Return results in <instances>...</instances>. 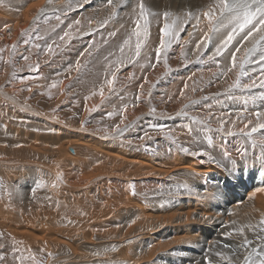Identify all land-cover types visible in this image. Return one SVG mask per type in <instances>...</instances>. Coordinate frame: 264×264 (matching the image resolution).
<instances>
[{
	"label": "bare ground",
	"instance_id": "6f19581e",
	"mask_svg": "<svg viewBox=\"0 0 264 264\" xmlns=\"http://www.w3.org/2000/svg\"><path fill=\"white\" fill-rule=\"evenodd\" d=\"M143 2L140 58L139 0H0V264L264 261V47L215 56L216 0Z\"/></svg>",
	"mask_w": 264,
	"mask_h": 264
},
{
	"label": "snow or ice",
	"instance_id": "6c2138e0",
	"mask_svg": "<svg viewBox=\"0 0 264 264\" xmlns=\"http://www.w3.org/2000/svg\"><path fill=\"white\" fill-rule=\"evenodd\" d=\"M109 4L112 3V0H107ZM139 8V18L137 19V29L135 31V35L137 37L136 42V55H140L141 48L145 41L140 39L141 31L140 29L143 25L140 24V20H146V5L143 0H139L138 3ZM135 10V8H134ZM218 10V14H217ZM155 17H159V13L152 14ZM172 15L169 11L163 12V17L165 19V23L163 27L160 29L161 39L160 45L156 48V58L159 61L160 55L162 52L167 51L168 45L171 44L172 39L178 35V31L181 30L179 28L178 22H173L176 26L175 28H170L167 20ZM191 13H185L186 17H190ZM203 17L207 19L212 26L211 30L213 32H217L220 29H223L227 34L225 38L221 41V44L217 46L214 55L220 56L226 50L229 49V46L233 44V41H237V43H241L243 41H249L250 43L255 42L253 47L246 49V56H251L256 52V44H259L261 47H264V0H216L213 5H210L206 11L203 12ZM214 22V23H213ZM71 28L72 25H69ZM255 34V35H254ZM65 35H68L65 33ZM110 36H115L116 33H109ZM64 37H61L63 39ZM167 38V39H166ZM251 38V40H250ZM211 37L204 41L205 46L209 43ZM129 43L128 40L124 41V44L127 45ZM51 46H49V49ZM240 49L237 48L236 51ZM87 51V50H86ZM81 56L84 55L82 52ZM212 57H210L211 59ZM260 62L264 63V54L260 55ZM236 67V53H232V68L228 69L231 71ZM79 68V62H78ZM239 68L241 72L238 74L236 82L230 87H237L240 85L239 76L247 75V72L244 71V63H240ZM226 74V73H225ZM107 83L109 86L112 85V80H108ZM256 81L253 80L251 84H244V88L255 87ZM259 87L264 88V79L260 80ZM257 125L251 129V132L255 133L257 129H264V112H257ZM247 127V125L245 126ZM183 151L188 152V148H184ZM193 155H204L203 152H193ZM227 156V152H225ZM257 192H264V188L256 189ZM260 224L264 225V216L260 219ZM264 231V229H262ZM241 234H243V229L240 230ZM249 241L245 240L244 244L247 245ZM3 258L0 257V260ZM251 260V255L245 257V262L247 264L248 261ZM261 264H264V261H261Z\"/></svg>",
	"mask_w": 264,
	"mask_h": 264
},
{
	"label": "rangeland",
	"instance_id": "374dc122",
	"mask_svg": "<svg viewBox=\"0 0 264 264\" xmlns=\"http://www.w3.org/2000/svg\"><path fill=\"white\" fill-rule=\"evenodd\" d=\"M184 37H182V39H183ZM181 39V40H182ZM144 41V40H143ZM182 41H186V40H182ZM61 46V47H60ZM59 47H58V50L59 51H61V52H59L58 50H56L57 48H55V50H54V52H53V54H55L56 55V57L54 58L55 59V62L54 63H57V65H59V66H63V67H68V57H70V54H68L67 52H64L63 51V46L62 45H60ZM143 46H144V44H143ZM142 46V47H143ZM60 48H62V49H60ZM143 52L144 51H140V58H141V55L143 54ZM2 53V52H1ZM57 53V54H56ZM67 54V55H66ZM2 55V54H1ZM13 55V54H12ZM11 53H10V57L9 58H11ZM64 55V56H63ZM1 58H2V56H1ZM21 58V57H20ZM58 58V59H57ZM61 58V59H60ZM1 62V61H0ZM63 71H64V73L65 74H68V73H70L71 71H70V68H64L63 69ZM112 73H113V71H112ZM71 87V86H70ZM92 93H98V90L96 89V90H93L92 91ZM71 104H73V103H71ZM71 107L69 108V110L71 109V108H73L72 107V105H70ZM102 110V108L101 107H99L98 109H96V111L94 110V113H93V115L96 117L97 116V114L99 113L98 111L99 110ZM95 112H96V115H95ZM112 118V117H111ZM111 118H108L107 120L108 121H112L111 120ZM203 260V259H202ZM202 264H205V263H202Z\"/></svg>",
	"mask_w": 264,
	"mask_h": 264
}]
</instances>
